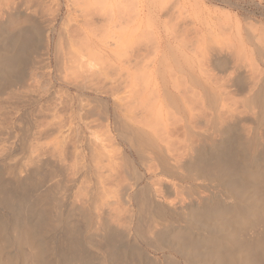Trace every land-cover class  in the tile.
I'll return each mask as SVG.
<instances>
[{"label":"bare ground","instance_id":"6f19581e","mask_svg":"<svg viewBox=\"0 0 264 264\" xmlns=\"http://www.w3.org/2000/svg\"><path fill=\"white\" fill-rule=\"evenodd\" d=\"M129 1H131V0H129ZM161 1H159L160 4L164 3V0H163V2H161ZM155 2H156V0H148V6H149L148 12L149 13L150 12L152 13V6L155 4ZM169 2H171V0H169ZM195 3H196V1H195ZM195 3H194V5H195ZM199 3H200V1H199ZM130 5L132 6V4H130ZM131 6L129 8H132V7L135 8L134 5L132 7ZM159 6L161 7L162 4ZM195 6H197V5H195ZM216 6H215V8L218 7V6L217 7ZM102 7H101V9H102ZM153 7H155V6H153ZM197 8L198 9L195 8L196 11L194 9V13L192 11H190L193 13V16H194L193 21H195V23L199 24V25L205 24L206 25L205 28H209L210 27L209 25H210L212 19L209 18L210 21H208L206 15L202 16L204 11L202 14L200 13V11H202L203 8H201L202 9L201 10L199 7V4H198ZM217 10H219V8ZM91 11H89V12H91ZM219 11H217V12L219 13ZM133 12H134V10H133ZM187 12H189V11H187ZM209 12H211V11L209 10ZM228 12H229V10H228ZM135 13H136V11H135ZM146 13H147V10H146ZM149 13L147 14V16H149L151 14V13L150 14ZM214 13H215V11H214ZM218 13H216V14H218ZM222 13H223V11H222ZM138 14H139V12H138ZM216 14H212V15H214V17H215ZM224 14H223L224 17H222V18H225L224 20H226L227 17H225L226 15H224ZM160 15H162V14H160ZM229 15H228V18H229L228 20L232 21L231 20L232 18L230 19ZM234 15H235V16H233L234 21H235L234 33H232V36H230L229 33H231L230 31H232V30H229V32L225 30L226 32H228V35L230 38L233 37L234 43H232V45L234 44V47L233 46L232 47L234 49L228 53L225 51L224 55H220L219 53H218L219 55H186L187 53H185L183 51L184 49H181L183 47L179 48V45H178L179 43L173 44L172 46H170V44H169L170 42L166 41L168 46L171 47V48H168L171 51V53H169L170 55H153V54L152 55L151 54L150 55H144V53L142 52L143 55H136V53H135V55H129L127 53L128 55H122L121 56L120 53L118 52L119 51L118 50L116 53L117 57H115V59L117 58L116 59L117 61L114 60L115 61L114 65H115L116 69L115 68L114 69L116 71L118 69V74L122 75L121 78L123 77V79L119 80L118 79L119 77H117L118 74H115V75H117L115 78L114 77L115 75L113 76V74L116 72L110 73V74H112L113 77L110 74H106L109 71L107 72V70H106L107 66H105L106 69H104V70L106 72H103V73H105L106 75L100 74L101 77H102V75H105L103 78V80L105 79V82L103 81L104 83H101V81H100L99 84H96V81L99 78H97V79H96V77L94 78L92 73H91V75L87 74L88 76L84 75L83 76V77H85L84 80L81 77V79H80L81 81L77 80L76 82H73V83L71 82V85L74 86V89L76 90V92H75L76 97L75 98H77V100H78L77 103H76V101L75 102L73 101L74 104L73 105L71 104L72 105L71 106L72 107L71 119H69L68 121H59L58 123H55V121L52 122V123H55L54 125L52 124L53 128H54V126L57 127L56 129L59 132V134H62L60 141L58 139L59 145H60L58 147V149H59L58 152H60L59 153L60 156H58L60 158L59 159L60 165L59 166L55 165L54 168H56V169L54 171L58 172L59 173L58 175H61V177H62L61 181L64 183V188H65L64 195H63L64 203L67 206L70 205L73 208H75L78 216L83 219V223H82V224H84L83 226L85 228L86 227L88 228V226L90 224L96 222V223H98L99 227L105 231V233L107 232V234H109V232H110L111 234L109 236L113 237L114 239H117V242L119 244L118 246H117V244H113V245H111L110 252L107 251L106 253H102V256L106 260V264H178L176 262H179L180 260L177 257V255L172 254L173 251H175V253L177 252L179 255H181L184 258V263H185V261H187V262H189V264L190 263L191 264H264V234L259 233L260 235H263V236H261L262 238H260V236H258L257 237L258 239L256 238L257 240L255 238H252L253 240L250 241L251 239H248V241H249L248 242V241H246L247 240L246 238H244V240H245L244 241L243 238L240 236V234H238L241 237V239H242L241 240L240 237L236 234L238 232V230H235L236 227H233L234 226L233 223L237 222V220H239V219L240 220L242 219L241 220L242 222L238 221L237 222L238 225H239V223L240 224L243 223L244 218H245L244 224L247 223L246 218H250L249 217L250 214H248V213H250L254 209L253 206H251L252 204H249L246 201H243V197L245 196V192H242V190L245 188L244 189V191H245L246 187L249 188L248 182L250 183L251 180H256L258 177L264 178V142L262 139L264 137V51L259 47L260 45L257 46L256 45L257 43L256 44H255V42L253 43V39L256 38V37H254L255 34L252 35L250 33V31H247V30L243 31L241 19L236 14H234ZM188 16H186L187 19L190 18V16L189 17ZM125 17H127V16H125ZM134 17H136V15ZM155 17H157V16H155ZM178 17H180V16H178ZM219 17L220 16H218V18ZM88 18H90V17H88ZM112 18H113V16H112ZM140 18H142V17L140 16ZM145 18H146V15H145ZM222 18H220V20ZM127 19H129V18L127 17ZM150 19H154V18H152V16H151V18L148 19V17H147L146 22L149 24L151 22ZM176 19H178V18H176ZM176 19H175V21H176ZM86 20L88 21V19H86ZM217 20H219V19H217ZM228 20H226V22ZM180 21H181V19H179V21H177V22L179 23ZM193 21L191 20V22H193ZM117 22H116V24H117ZM139 22H142V21H139ZM216 22H218V21H216ZM151 23H153V21ZM185 23H188V22H185ZM190 23H189V25H190ZM149 24H148V26H149ZM214 24L215 23H213V25ZM89 25H90V23H89ZM138 25H139V23H138ZM176 25H179V24H177V23L174 24V26H172V30L174 28L176 29V27H175ZM187 25L185 27L186 29H184V28L181 29L184 25L181 26V28H180L181 31L187 30V27H188ZM191 25L193 26V23H191ZM226 25H228V24H226ZM121 26L122 25H120V27ZM165 26L167 27L168 25L165 24ZM207 26H209V27H207ZM218 26H219V24H218ZM87 27H89V26H87ZM137 27L139 29V26H137ZM137 27L134 28V30H138ZM211 27H213V26H211ZM228 27H229V25H228ZM230 27H231V24H230ZM245 27H247V26L245 25ZM100 28H102V27H100ZM221 28H223V27H221ZM143 29H144V27H143ZM150 29H152V27ZM150 29H148V30H150ZM157 29H159V28H157ZM189 29H191V28H189ZM199 29H201V28L199 27ZM209 29H212V28H209ZM247 29H248V27H247ZM107 30L108 29H106V31ZM119 30H120V32L117 30L118 31L117 34L118 33L122 34V32H125V31H122L121 29H119ZM165 30H168V27ZM172 30H171V33L174 34L175 33L174 30H173V32H172ZM178 30H179V26L177 28V31ZM31 31L32 30L20 31L16 35V36H18V37H16L17 39L15 38V35H14V37H12L14 39L13 41L11 40L12 38L10 37L11 42H8L6 47L3 46L1 48L2 51H4V53L3 54L0 53V73H2V74L9 73L8 71L10 68L12 69L14 67L13 69L15 70V66L21 64V62L23 61V60H21L22 57H20L21 53L19 54V56L16 55V53L19 52V51H17L18 48L20 49L22 46L24 47V45L29 46L31 44V42H30L31 39H29V38H32V40H33V37H31V36L34 35L31 33ZM61 31H62V29H61ZM81 31H83V29ZM115 31H116V29H115ZM142 31L145 32L144 30H142ZM191 31H192V29H191ZM215 31H217V30H215ZM100 32L102 33V31H100ZM212 32H214L213 29H212ZM221 32H224V31H221ZM226 32H225V34L227 35ZM110 33H112V32H109L108 34L110 35ZM146 34H145V37L148 36ZM165 34H167V32ZM178 34L179 33H175L174 36H177ZM105 35H106V33H105ZM65 36H66V34H65ZM179 36H181V35H179ZM104 37H106V36H104ZM129 37H130V35H129ZM152 37L154 38V36H152ZM224 37H225V35H224ZM229 37H228V39H229ZM77 38H79V37L77 36ZM82 38H83V36H82ZM119 38H118V40H119ZM221 38H223V37H221ZM150 39H151V37H150ZM185 39H182V40H185ZM129 40H131V39H129ZM178 40L179 39H177V41ZM257 40H259V38ZM28 41L30 42V44H28L29 43ZM136 41L137 40H134L135 45L137 44ZM146 41L147 40H145V42ZM151 41H153V40H151ZM134 42H133V44H134ZM222 42H224V40ZM122 43L118 44V47L121 48V46H119V45H122ZM182 45H184V44H182ZM31 46L32 45H30V47ZM114 46H116V45H114ZM184 46L186 47V45H184ZM30 47H27V48L30 49ZM207 47H208V45H207ZM218 47L220 48V46H218ZM228 47H229V45H228ZM25 48H23V49L25 50ZM31 48L33 49V46ZM59 48H60V46H59ZM66 48H65V50H66ZM139 48H140V46H139ZM154 48H155V46H154ZM166 48H167V46H166ZM208 48H209V52L218 51L217 48L214 49L212 46L211 47L209 46ZM208 48H206V50H208ZM61 49H62V46H61ZM131 49H133V48H131ZM78 50H79V48H78ZM229 50H231V49H229ZM20 51L23 52V50H20ZM26 51L27 50H25V52ZM92 51L95 52L96 50L93 49ZM151 51H152V48H151ZM221 51H222V49H221ZM221 51H220V53H221ZM25 52H24V54H25ZM137 52L139 53V51H137ZM57 53H58V51H57ZM96 53H98V52H96ZM118 53L122 58H118V57H120L118 55ZM121 53H122V51H121ZM223 53H224V49H223ZM248 53L250 55H248ZM254 53L257 55H253ZM100 54L101 53H98L97 56H99ZM93 55H94V53H93ZM60 56L62 57V54L59 55L58 58H60ZM95 56L94 57L92 56L93 60H95L94 58H98ZM106 56L109 57V55H106ZM28 57H29V53H28ZM76 57L81 59V57H78V55ZM71 58H72V55H71ZM27 59L28 58L26 57V60ZM80 59H77L76 61L79 62V61H81ZM100 59H101V57H100ZM100 59L98 58V60H100ZM112 59H111V61H112V65H113L114 61ZM26 60L24 59V61H26ZM61 60H62V58H61ZM102 60H103V58L101 59V61ZM109 60H110V57H109ZM97 61L94 62V65H95V63H98ZM68 62H65L66 65H68ZM87 62L88 61L83 59L81 61V64L79 63L81 65L80 67H82V68H80V69H82L80 71L85 70L84 65ZM42 64H44V63H42ZM59 64L61 65V61ZM70 64L71 63H69V65ZM75 64H77V63H75ZM112 65H110L108 67H110V69H111ZM99 66H101V65H99ZM65 68H66V66H65ZM71 69H73V68H71ZM77 69H78V67H77ZM108 70H109V68H108ZM111 70H113V68ZM77 71H79V70H77ZM79 72L77 74H79ZM85 73H87V72H85ZM99 73H100V71H99ZM256 73H258L257 78L255 77V76H257ZM77 74H75V75H77ZM83 74L84 73L82 72L81 75H83ZM67 75H69V74H67ZM71 75H73V74H71ZM107 75H109V76H107ZM15 76H17V75H15ZM18 76H20V74H18ZM110 76L113 79H110ZM108 77L110 79L109 85L105 84V83H108V80H107ZM20 78L16 77L15 79L20 80ZM78 78H80V77H78ZM87 78L90 79V80H87L88 85L85 83L86 82L85 80ZM93 78L96 79V81H94ZM66 79L68 80V78H66ZM75 79H76V77L74 78V80ZM19 80H16V81H19ZM74 80H72V81H74ZM91 80L94 81L95 84ZM106 80H107V82H106ZM12 81H13V79L10 80L9 82H12ZM9 82H7V83H9ZM21 82H22V80H21ZM21 82H19L20 85H23V83H21ZM69 83L70 82H68V84ZM14 87H15V85H14ZM3 90H6V89H3ZM8 90H9V88H8ZM83 96L84 97L85 96L86 97L92 96V97H94V99H97L96 102L99 101V103H101L102 108L104 109L105 112L102 109L101 110L103 111V113L106 114L107 124L105 122V126L107 128L106 127L105 128L108 132V136H106V137L101 136V134H103V133H101V130H100L101 134L99 133V131H97V130H99V128H98L99 124L97 123V126H96V123L93 120H91L92 118L91 119L89 118L91 115L88 116L87 109H86V111H84L86 108V106H85L86 104L84 105L85 106V108H84ZM239 96H241L242 98L238 99ZM64 97L66 99V96H64ZM75 98L73 96V99H75ZM81 99L83 102H81ZM88 100H89V98L87 99V101ZM152 100L155 102V104L153 102H149ZM90 101H91V99H90ZM75 103H76V105H75ZM148 103L150 106L147 105ZM152 103L154 104V106L156 105L155 107L153 106L154 108L152 107V105H153ZM91 104H89V106ZM151 107L154 110H151L150 109ZM165 107H167L168 109H170L172 107L171 108L172 110L174 108L175 109V112H174L175 115H177V116L180 115V117L177 118V116L176 117L174 116L175 118H177L176 121H174L175 118H173L171 116L173 118L172 121H174V122L169 121L168 118L165 119L166 117H164L165 115H163L164 109H166ZM187 109H189V110H187ZM187 111L190 113H188ZM166 112L168 113L169 111H165V113ZM105 114H104V116H105ZM95 119H97V118H95ZM47 123H48V121H47ZM33 125H36V124H33ZM174 125H179L180 128H179V126H174ZM100 126H102V125H100ZM177 127L181 130V134H182L181 136H180V133L178 131L179 129L177 130ZM95 129H97V130H95ZM51 130H54V129H51ZM103 130H104V128H103ZM41 131H40V133H41ZM47 131H49V130H47ZM50 132H48V133H50ZM45 134H47V133L45 132ZM51 134L53 135V133H50L49 136ZM105 134H107V133H105ZM53 136H56V134ZM57 136H60V135H57ZM45 137H47V136H45ZM31 138H32V136H31ZM178 139H180L181 141H179ZM175 140H177V144L178 143L181 144V142H182L183 145L179 148V144H178L179 152H176V153H178V155L177 154L175 155L174 153H172L175 155V156H172L169 153V150L175 149V148H170V147H173L171 145L174 144L173 141L175 142ZM42 141H43V139H42ZM56 144H58V143H56ZM30 146L31 145H29V147ZM57 146L54 148L57 149ZM70 146L72 148V158L69 161L67 155L69 154L68 152L70 151L69 150ZM56 149H55V151H56ZM53 150L54 149H52V151ZM43 151H44V149H43ZM43 151H41V152H43ZM54 155H55V153H54ZM32 156H34V155H32ZM55 157H56V155H55ZM30 158H31V156H30ZM49 158H51V157H49ZM42 161H43V159H42ZM154 161H156L158 164V166H157V169H159L158 171H155L156 168H155V170H153V167H155V165L152 166ZM44 162L48 163L47 159ZM45 163H43V164H45ZM54 164L55 163H53V165L51 166L52 167V168H50L51 170H53ZM179 164L181 167L183 165V166L188 167L187 169L190 168L191 169L190 171H192V172L191 173L189 172L188 174L184 173L185 171L181 172L179 170V166H178ZM125 165H126V167H129V168H127V170L130 169V171H129V173L131 172V176L129 175L130 177L125 175V174H127L126 171L124 172V170H126V169H124ZM15 166L17 167L18 165H15ZM15 166H13V168H15ZM254 166H256L258 168H253ZM44 167H46V166H44ZM50 169H48V171ZM39 175H41V174H39ZM202 176H204V178L207 177L210 180V182H215V184L211 185V184H209V182L207 184V183H205V181L204 182H201L200 180H199V182L196 181L197 179H199ZM30 178H27V179L29 180ZM207 178H206V180H207ZM19 179H18V181H19ZM39 179H41V177ZM262 180L258 179L255 182L258 184V181H259V183H261ZM29 183H31V182L29 181L27 184H29ZM252 183H254V182L252 181ZM32 184H34V183H32ZM246 184H247V186H245ZM211 186L213 187L214 190L210 189ZM249 189H251V188H249ZM50 195H51L50 192L43 195V196L40 195L41 201L47 207L54 206L52 196H50ZM38 201H40V199ZM258 201H259V199H258ZM244 202H245V205H242V204H244ZM259 203L261 204V202H259ZM258 204L255 205L256 208H257ZM260 204L258 205V207L260 206V208H261ZM242 207H243V209H242ZM255 209H254V211H255ZM254 211L252 212L253 215H254ZM43 212H45V211H43ZM87 213H88V215H87ZM46 214H44V215H46ZM45 218H44V220H45ZM157 222L161 223V225L163 226V228L165 230L170 229V227L181 226L182 223L185 224V227L187 229H190L193 231L195 229L196 231H198L197 233L204 235V239H206V244H207L206 249L207 250L206 249L203 250L201 248L203 251L202 250L198 251L197 247H196V245L198 243H196V241L191 242V243L188 242L189 244L186 243L188 241L187 238L189 236L187 234L188 236L185 237L186 238L185 240H187V241L183 242V244L184 243L186 245L188 244L186 249L185 248L182 249L183 247H181V249H174L171 247H167L168 249L173 250L172 253L168 254V253H166L167 250L166 251L163 250L164 259L160 260L159 258H157L158 259L157 260L153 255L150 254V252L147 251L148 249L143 247L142 244L140 243V242L145 241L147 239L152 240V238H154V236L156 234L155 231L157 230L156 229V223ZM30 223L33 224L31 221H30ZM63 223L66 224L65 222H63ZM80 223H81V221H80ZM56 224H57V222H56ZM235 225L237 226L236 223H235ZM54 226H53V229H54ZM56 226H58V225H56ZM66 226H67V224H66ZM18 227L19 226H17V228ZM35 227H38V226L36 225ZM43 227L44 226H42V228ZM47 227H44L43 229H47ZM40 228H41V226H40ZM49 228H51V227H49ZM69 228L71 229V226ZM237 228H238V226H237ZM24 229H27V228H24ZM28 229H27V231H28ZM73 229L74 228H72V231H73ZM207 229L217 231V234L214 233L213 231H212L213 233H207L206 234L205 231H207ZM231 229L232 230L234 229L233 231H235V232L237 231V232L233 233V231H231ZM75 230H77V228L74 229V231ZM77 231H75V232H77ZM80 231H82V230L80 229ZM177 231H179V230H177ZM31 232H34V231L31 230ZM51 232H52V230H51ZM56 232H57V230H56ZM70 232L67 233V231H66L64 233V234H66V236L62 239L63 246L62 245L60 246L59 242H57L58 245L55 242L56 245L60 247V249H58L59 251H53L52 250L53 247L50 248L51 250L49 249V251H53V253L51 252L52 254H55V255L51 254V256H53V257L55 256L52 259L54 264H68V262H71L72 259L73 260L77 259L78 261H80V264H91L92 259H95V258L94 257L93 258L92 257L91 258L86 257L87 254L85 255V253H84L85 250L84 251L80 250L79 249L80 244L78 246V242L75 240L77 238L78 234L74 235L73 233H70ZM84 232L85 231H83L82 233L84 234ZM183 232L185 233V231H183ZM207 232H209V231H207ZM222 232H225V233L220 234ZM23 233H25V232H23ZM147 233H149V234L145 235ZM189 233H192V232H189ZM47 235H48V233H47ZM235 235L241 241H244V242L240 241L241 243L240 242L238 243V241L236 239L237 237ZM73 236L75 237V239ZM185 236H186V233H185ZM33 237L30 236V239ZM179 237H181V236H179ZM78 238H77V240H78ZM105 238H106V236H105ZM177 238H178V236H177ZM30 239H28V240H30ZM56 239H55V241H56ZM179 241H180V245H183L182 244L183 240L182 241L179 240ZM189 241H191V239ZM199 241H201V240H198V242ZM201 242H204V241H201ZM51 243H53V242H51ZM169 243L171 244L170 241H169ZM147 244L149 245L152 243L151 242L149 243V241H148ZM108 245L109 244H107V246ZM57 246H56V248L54 247V250H56L58 248ZM96 246H97V244H96ZM42 249H43V246H42ZM83 249H84V247H83ZM230 249L233 251H231ZM44 251H46V250H44ZM47 251L45 253H47ZM54 252H56V253H54ZM42 253H44V252H42ZM100 254H101V252H100ZM30 255H31V253H30ZM28 256H29V254H28ZM40 256H41L40 252L34 253V255H32V261L31 262L33 264H51L52 263L50 260L46 261L47 263L42 262ZM42 256H43V260L46 259L44 257L45 255H42ZM51 256H49V257L51 258ZM97 258L98 257L96 256V259ZM28 259H29V257H28ZM89 260H91V261H89ZM145 261H146V263H144ZM94 262H95V260H94ZM72 263H73V261H72ZM95 264H98V263H95Z\"/></svg>","mask_w":264,"mask_h":264},{"label":"rangeland","instance_id":"374dc122","mask_svg":"<svg viewBox=\"0 0 264 264\" xmlns=\"http://www.w3.org/2000/svg\"><path fill=\"white\" fill-rule=\"evenodd\" d=\"M159 1H161V0H159ZM159 1L156 0L155 4L153 5L155 7L152 6V13L150 12L151 13L150 14L148 12L149 11L148 0H131V1H129V0H0V49L3 46L6 47L8 42H11V40L13 41L14 39L12 37H14V35H15V38L18 37L16 35L22 30H28V31L32 30L31 33L34 34L31 36V37H33V40H32V38H29V39H31V41L29 40L31 42V44L28 41L29 42L28 44L32 45L33 49L31 48L32 46L30 47V45L29 46L26 45L27 47H30V49L24 45V47L23 46L21 47L22 49L18 48L17 51H19V52H17V53L15 52L16 55H18V56L21 53L20 57H22L21 60H23L21 62V64L15 66V70L13 69L14 67L12 69L10 68L8 71L9 73H6V74L0 73V264H33L31 262L32 261V255H34V253H38V252H40V254H41L40 258H41L42 262L47 263L46 261L50 260L52 262L51 264H54L52 259L55 256L53 257V256H51V254L53 253V251H59L58 249H60V247L57 246L58 245L57 242H59L60 246L61 245L63 246L62 239L66 236V234H64L66 231H67V233H69L71 231L70 233H73L74 235H76V234L79 235V236L77 235V238L79 237L78 240H77V238L75 239L74 236L73 237L78 242V246L80 244L79 249L82 251L85 250L84 253H85V255L87 254L86 255L87 258H91V257L95 258V259H92L91 264H95V263L106 264V260L102 256V253H106L107 251L110 252L111 245H113V244H117V246L119 245L117 242V239H114L113 237L109 236L111 234L110 232H109V234H107V232L105 233V231L99 227L98 223L94 222V223L90 224L88 226V228L87 227L85 228L83 226L84 225V224H82L83 219L78 216L75 208H73L70 205L67 206L64 203V199H63L64 198L63 195H64V191H65L64 183L61 181L62 180L61 175H58L59 173L54 171L56 169V168H54L55 165L56 166L60 165L59 164L60 158L58 157V156H60V154H59L60 152H58V150H59L58 147L60 146L59 141L62 137V134H59V132L56 129L57 127L54 126V128H53V125L55 123H58L59 121H68L69 119H71V112H72L71 106L74 104L73 101L74 102L76 101V103L78 101L77 98H75L76 97L75 96L76 90L74 89V86L71 85V82L73 83V82H76L77 80L81 81L80 80L81 77L84 80L85 79V77H83L84 75L85 76L87 74L91 75V73H92L94 78L95 77H96V79L99 78V79H97L98 82L96 81V79L93 78V80L96 81V84H99L100 81H101V83L105 82V79L103 80V78L106 74H110L112 72H116L113 74V76L115 74H118V69L116 71L115 70L116 67L114 65L115 61H117L116 60L117 58L115 59V57H117L116 53L118 50H119L118 52L120 53L121 56L122 55H128V54L129 55H135V53H136V55H143V53H144V55H150V54L151 55L152 54L153 55H170L169 53H171V51L168 48H171L170 46H172L173 44L179 43L178 44L179 48L183 47L181 49H184L183 51L185 53H187L186 55H219V54L224 55L225 51L228 53L234 49L233 48L234 44L232 45V43H234L233 37L230 38L228 35L229 30H232V31H230L231 33H229L230 36H232V33H234V30H235V27H234L235 21L233 18V16H235L234 14H236L241 19L242 30L243 31H246V30L250 31V33L252 35L255 34L254 37H256V38L253 39V43L254 42H255V44L257 43L256 44L257 46L260 45L259 47L264 51V49H263L264 48V24H263L264 23V0H171V2H169V0H164V3H161L162 4L161 7L159 6V5H161ZM195 1L197 4L195 3ZM199 1H200V3H199ZM161 2H163V0ZM194 3L197 6L199 4L200 9L203 8V10L201 9L202 11H200V13L202 14L204 11L205 14L203 13L202 16L206 15L208 21H210V19L213 20V21L211 20V23L209 25L210 27L209 26H207V27L212 28L214 32H212V29L205 28V26H206L205 24L199 25V24H196L195 21H193L194 9L195 8L198 9L197 6L194 5ZM130 4H132V6L134 5L135 8L132 7ZM130 6L132 8H129ZM215 6L217 8H215ZM101 7H102V9H101ZM218 8L220 11L217 10ZM196 9H195V11H196ZM88 10L89 11L92 10L93 12L92 11L89 12ZM133 10H134V12H133ZM146 10H147V13H146ZM209 10L211 12H209ZM216 10L219 11V13ZM228 10L230 13L228 12ZM135 11H136V13H135ZM137 11L139 12L140 15L138 14ZM187 11H189V12H187ZM190 11H192L193 13ZM214 11H215V13H214ZM222 11H223V13H222ZM224 11L226 13L228 12L227 13L228 15L230 14L229 17H230V19L232 18L231 19L232 21L228 20L229 19L228 15ZM148 13L152 16V18H154V19H150V21L151 22L153 21V23H151L150 21H149L150 24L146 22L147 17H148V19L151 18L150 15L147 16ZM216 13H218L219 15ZM160 14H162V15H160ZM176 14L178 16H180L181 18L178 17ZM212 14H216V16L218 15L220 17L219 18H218V16L214 17V15H212ZM223 14L226 15L225 17H227V19H226V20H228L227 22H226V20H224L225 18H222V17H224ZM135 15H136V17H134ZM145 15H146V18H145ZM188 15L190 16V18H188L189 20L186 17ZM87 16L90 18H88ZM112 16H113V18H112ZM125 16H127L129 19H127V17H125ZM140 16L143 19L140 18ZM155 16H157L158 18ZM176 18H178V19H176ZM220 18H222L223 20L222 19L220 20ZM86 19H88V21ZM175 19H176V21H175ZM179 19H181V21L178 23L177 21H179ZM217 19H219L221 22ZM191 20L193 22H191ZM139 21H142V22H139ZM216 21H218V22H216ZM116 22H117V24H116ZM185 22H188V23H185ZM190 22L193 23V26L191 25ZM89 23L92 27L89 25ZM138 23H139V25H138ZM176 23L179 25L175 26L176 29L173 27L174 28L173 30L175 33H179V34L177 36H174L175 33L172 34L171 30H172V26H174V24H176ZM189 23L191 26L189 25ZM213 23H215L214 25L216 27L213 25ZM148 24H149V26H148ZM165 24L168 25L167 26L168 30H165L167 28L165 26ZM185 24L186 25L188 24L187 25L188 27H187V30H184L185 31L184 32V31H181V29H183V28L186 29ZM218 24H219V26H218ZM226 24H228L229 27ZM230 24H231V27H230ZM120 25H122V26L120 27ZM245 25L248 27V29H247V27H245ZM87 26H89V27H87ZM135 26L136 27L139 26V29L137 27L138 30H134V28H136ZM178 26H179V30L177 31ZM181 26H183V27L181 28ZM211 26H213V27H211ZM220 26L223 28H221ZM100 27H102V28H100ZM117 27L119 29H121L122 31H125V32L121 31L123 35L120 33L117 34L118 31L120 32V30ZM143 27H144V29H143ZM149 27L150 28L152 27V29H150ZM199 27L202 30L199 29ZM157 28H159V29H157ZM189 28H191L192 31ZM61 29L63 32L61 31ZM82 29L84 32L81 31ZM106 29H108V30L106 31ZM115 29H116V31H115ZM148 29H150V30H148ZM142 30H144L145 32H143ZM173 30H172V32H173ZM215 30H217V31H215ZM225 30L228 32H226ZM100 31H102V33ZM165 31L167 32V34H165L166 33ZM221 31H224V32H221ZM109 32H112V33H110L111 36L108 34ZM225 32L227 33V35L225 34ZM105 33H106V35H105ZM65 34H66V36H65ZM145 34L148 35L149 37L148 36L145 37ZM103 35L106 37H104ZM129 35H130V37H129ZM151 35L154 36V38ZM179 35H181V36H179ZM224 35H225V37H224ZM77 36L79 38H77ZM82 36H83V38H82ZM10 37L12 38L11 40H10ZM150 37H151V39H150ZM221 37H223V38H221ZM228 37L230 40L228 39ZM118 38H119V40H118ZM258 38H259V40H257ZM129 39H131V40H129ZM177 39H179V40L177 41ZM182 39H185V40H182ZM134 40H137L136 41L137 46L135 45ZM145 40H147L146 41L147 43L145 42ZM151 40H153V41H151ZM223 40H224V42H222ZM226 40L227 41L229 40V41L227 42ZM148 41L149 42L151 41V42L149 43ZM166 41L170 42L169 43L170 46H168ZM179 41L182 44L186 45V47L184 45H182ZM133 42H134V44H133ZM120 43H122V45H119V46H121V48L118 47V44H120ZM114 45H116V46H114ZM207 45H208V47L212 46L214 49L217 48L219 52L218 51L209 52V48L207 47ZM228 45H229V47H228ZM59 46H60V48H59ZM61 46H62V49H61ZM139 46H140V48H139ZM154 46H155V48H154ZM166 46H167V48H166ZM218 46H220V48ZM130 47L133 49H131ZM23 48H25V50H27L28 52L26 51L27 52L26 53ZM65 48H66V50H65ZM78 48L80 51L78 50ZM151 48H152V51H151ZM206 48H208V50H206ZM93 49L96 51L95 52L92 51ZM221 49H222V51H221ZM223 49H224V53H223ZM229 49H231V50H229ZM20 50H23V52ZM1 51H2V49L0 50V53L3 54L4 51H2V52ZM57 51H58V53H57ZM121 51H122V53H121ZM137 51H139V53ZM220 51H221V53H220ZM24 52H25V54H24ZM96 52L101 53V54L99 56H97L98 53H96ZM28 53H29V57H28ZM93 53H94V55H93ZM119 53H118V55H119ZM61 54H62V57L60 56V58H58L59 55H61ZM71 55H72V58H71ZM77 55H78V57H81V59L77 58L76 57ZM106 55H109L110 60H109V57H107ZM248 55H250V54L248 53ZM253 55H257V54L254 53ZM25 56L28 58L27 60H26ZM92 56L98 57L99 59L101 57V59L103 58L104 61L103 60L101 61V59L98 60V58H94L95 60H93ZM121 56L118 58H122ZM61 58H62V60H61ZM24 59L26 61H24ZM77 59H80L81 61L83 59L88 61L84 65L85 68L83 67L85 70L80 71V70H82V69H80V68H82V67H80L81 61L78 62V61H76ZM111 59L113 61L115 60L113 62V65H112ZM60 61H61V65L59 64ZM96 61L98 63H95V65H94V62H96ZM65 62H68V65H66ZM42 63H44V64H42ZM69 63H71V64L69 65ZM75 63H77L78 65ZM99 65H101V66H99ZM110 65H112L111 69L113 68L114 71L111 70L110 67H108ZM65 66H66V68H65ZM105 66H107V69ZM77 67H78V69H77ZM71 68H73L74 70ZM108 68H109V70H108ZM104 69H106L107 72L108 71L109 72L106 74L103 73V72H106ZM77 70H79L81 73ZM84 71L87 73H85ZM99 71H100V73H99ZM78 72H79V74H77ZM82 72L84 73L83 75H81ZM70 73L73 74L74 76L71 75ZM14 74L17 76H15ZM18 74H20V76H18ZM67 74H69V75H67ZM75 74H77V75H75ZM100 74H105V75H102V77H101ZM257 74L258 73H256V75ZM110 75L112 76V74H110ZM77 76L80 78H78ZM107 76H109V75H107ZM111 76H110V79H113V78H111ZM116 76L117 75H115L114 77L116 78ZM121 76L122 75L118 74L117 77H119L118 78L119 80L123 79V77L121 78ZM16 77L17 78L21 77V78L19 80V79H15ZM75 77H76V79L74 80ZM255 77L257 78L258 75ZM66 78H68V80ZM12 79H13V81L15 80L14 81L15 83L13 81L9 82ZM110 79L108 77L107 78L108 83H105V84L109 85ZM16 80H19V81H16ZM21 80H22V82H21ZM72 80H74V81H72ZM87 80H90V79L87 78L85 80L86 81L85 83L88 85ZM107 80H106V82H107ZM94 81H92V82H94ZM7 82H9L10 84ZM19 82L23 83L24 86L20 85ZM68 82H70V83L68 84ZM94 84H95V82H94ZM14 85H15V87H14ZM8 88H9V90H8ZM3 89H6V90H3ZM64 96H66V99ZM73 96L75 99H73ZM88 98H89V100H88L89 102L87 101ZM240 98H242V97L239 96L238 99H240ZM90 99L92 102L90 101ZM96 100L97 99H94V97H92V96H89V97L83 96V101L85 103L82 101V99H81V102H83V106L86 104L85 105L86 108L84 106V108H85L84 111H86V109H87L88 116L91 115L89 118L90 119L92 118L91 120H93L96 123V126H97V123L99 124L98 125L99 130H97L98 129L97 127H96L97 129H95V130L99 131V133L101 130V133H103V134L100 133L101 136L106 137V136H108V132L106 130L107 127L105 126V122L107 124L106 114L103 113L104 109L102 108L101 103H99V101L96 102ZM149 102H153L155 104V102L153 100L149 101ZM76 103H75V105H76ZM89 104H91L90 105L91 107L89 106ZM154 104L152 105V107L154 106ZM147 105L150 106L149 103ZM152 107L150 109L154 110L153 109L154 107L153 108ZM165 108L166 109H164V114H163V115H165L164 117H166L165 119L168 118L169 121L174 122V121H176L177 118L180 117V115H178V116L175 115V113H174L175 109L174 108H173L174 111L171 109L172 107L171 108L169 107L170 109H168L167 107H165ZM187 110H189V109H187ZM165 111H169V112L168 113L166 112L167 113L166 114ZM188 113H190V112H188ZM104 114H105V116H104ZM171 116L173 118H175L177 116V118H175L174 121H172L173 118ZM95 118H97V119H95ZM47 121H48V123H47ZM54 121H55V123H52ZM33 124H36V125H33ZM100 125H102V126H100ZM174 126H179V125H174ZM103 128H104V130H103ZM179 128H180V126H179ZM179 128L177 127V130ZM51 129H54V130H51ZM47 130H49V131H47ZM40 131H41V133H40ZM178 131H179L180 136H181L182 135L181 130L179 129ZM45 132L47 134H45ZM48 132L53 133V135L56 134V136L57 135H60V136L56 137V136H53L52 134L49 136L50 133H48ZM105 133H107V134H105ZM31 136H32V138H31ZM45 136H47V137H45ZM42 139H43V141H42ZM58 139H59V141H58ZM262 139L264 142V137ZM178 140L181 141L180 139H178ZM56 143H58V144H56ZM173 143L174 144L171 145L173 147H170V148H175V149H173V150L168 149V150L172 156H175L176 154L178 155V153H176V152H179V149H178L179 143L177 144V140H175V142L173 141ZM29 145H31V146L29 147ZM182 145H183V143L181 142V144H179V148ZM56 146H57V149L54 148ZM43 149H44V151H43ZM52 149H54V150L52 151ZM55 149H56V151H55ZM69 150L70 151L68 152L69 154L67 156H68V160L70 161L72 158L71 146L69 147ZM41 151H43V152H41ZM54 153H55L56 157H55ZM172 153H174L175 155ZM32 155H34V156H32ZM30 156L32 159L30 158ZM49 157H51V158H49ZM41 158L43 159V161ZM46 159H47L48 163L44 162V161H46ZM155 162L156 161H154L152 164V166L155 165V167H153V170H155V168H156L155 171H158L159 170V169H157L158 164H157V162L156 163ZM43 163H45L46 165ZM53 163H55V164L53 166V170H51L50 168H52L51 166L53 165ZM15 165H18V166L16 167ZM13 166H15V168H13ZM44 166H46V167H44ZM178 166H179V170L181 172L185 171L184 173H186V174H188L189 172L190 173L192 172V171H190L191 169L190 168L187 169L188 167H186V166L182 165V167H181L180 164ZM125 167H126V165L124 166V169H126V170H124V172L126 171L127 174H125V173L124 174L127 176H129V175L131 176V172L129 173L130 169L127 170V168H129V167H126V168ZM253 168H258V167L254 166ZM48 169H50V170L48 171ZM39 174H41L42 176ZM38 177L39 178L41 177V179H39ZM202 177H200L196 181L199 182V180H200L201 182L205 181V183H207V184H208V182L211 185L215 184V182H210V180L207 177H205V178H204V176H202ZM27 178H30V179L28 180ZM206 178H207V180H206ZM18 179H19V181H18ZM258 179H260V180L263 179L262 182L260 181L261 183H259V181H258L259 185L255 182ZM27 181L28 182L30 181L31 183L27 184L28 183ZM252 181L255 184L252 183ZM263 181H264L263 177L262 178L258 177L256 180H251L250 183L248 182V184H249L248 187L251 189L246 187L245 191H244L245 188L242 190V192H245V196L243 197V201H246L247 203L252 204L251 206H253L254 209L256 208L255 205L258 204L259 202H261V204L259 203L261 205V208H260V206L258 207V205H259L258 204L257 208H256L257 210L255 209V211H254V209H253L250 213H248V214H250V216H249L250 218H246L247 223L244 224L245 218L243 219V223H241V224L239 223V225L237 222L238 221L242 222L241 221L242 219L241 220L239 219V220H237V222L233 223L234 224L233 227H236L235 230H238L239 233L237 231H236L237 233L235 231H233L234 229L233 230L231 229V231H233V233L235 232L237 235L240 234V236L243 238V240H244V238L247 239L246 241H248V239H251L250 241H252L253 240L252 238L256 239L258 236H260V238H262L261 236H263V235H260V234H264V209H263L264 208V205H263L264 204L263 203L264 202V182ZM32 183H34V184H32ZM245 186H247V184ZM210 189L214 190L212 186ZM49 192L51 193L50 196H52V200L54 202V206H52V207H47L41 201V196H43ZM39 199H40V201H38ZM258 199H259V201H258ZM242 205H245V202ZM242 209H243V207H242ZM43 211H45V212H43ZM253 211H254V215L252 213ZM44 214H46V215H44ZM87 215H88V213H87ZM44 218H45V220H44ZM30 221L33 224H31ZM80 221H81V223H80ZM56 222H57V224H56ZM63 222H65L67 224V226ZM54 223L58 226H56ZM235 223L237 224L238 228L235 225ZM35 224L38 227H35L36 226ZM52 225L53 226L55 225L54 229H53ZM17 226H19L18 227L19 229L17 228ZM40 226H41V228H40ZM42 226H44V227L48 226V227H47V229H43L44 227L42 228ZM70 226H71V229L69 228ZM49 227H51V228H49ZM176 227H170V229L165 230L163 228V226L161 225V223L157 222L156 223V229L157 230L155 231L156 234H155L154 238H152V240L147 239V240L142 241L140 243L142 244L143 247L148 249L147 251L150 252L151 255H153L156 259L159 258L160 260L164 259L163 250H165V251L167 250L166 253H168V254L172 253L173 250L168 249L167 247H171L174 249H181V247H183L182 249H184V248L186 249V247L189 244L188 242L191 243V242L196 241V243H198L196 245L198 251H201L202 249L203 250L206 249L207 244H206V239H204L203 234L197 233L198 231H196L195 229H194V231L187 229L185 227L184 223H182L181 226H176ZM24 228H27V229L29 228V229L27 231V229H24ZM72 228H74V229L77 228L78 231L75 230V231H77V232H75L73 229V231L75 232L74 233L72 231ZM80 229L82 231H80ZM31 230L34 231L35 233L31 232ZM51 230H52V232H51ZM56 230H57V232H56ZM177 230H179V231H177ZM83 231H85L86 233L84 232V234H83L82 233ZM183 231H185L186 236H185V233ZM207 231H209V232H207ZM207 231H205L206 234L207 233H213V232L217 234V231H213V230H209V229H207ZM23 232H25V233H23ZM189 232H192V233H189ZM47 233H48V235H47ZM224 233L225 232H222L220 234H224ZM148 234L149 233H147L145 235H148ZM30 236H32V237L34 236V237L30 239ZM105 236H106V238H105ZM177 236H178V238H177ZM179 236H181V237H179ZM187 236H188V238H187L188 241L185 240L186 239L185 237H187ZM241 237H240V239H241ZM28 239H30V240H28ZM55 239H56V241H55ZM178 239L181 241L183 240L182 244H183V242H186V241H187L186 243H188V244L186 245L184 243L183 245H180V241ZM190 239H191V241H189ZM236 239H237L238 243L242 240V239L240 240L238 237ZM198 240H201L204 242H201V241L198 242ZM148 241H149V243L151 242L152 244L148 245L147 244ZM169 241L171 242V244L169 243ZM244 241H241V242H244ZM51 242H53V243H51ZM55 242L57 243V245ZM96 244H97V246H96ZM107 244H109V245L107 246ZM42 246H43V249H42ZM56 246L58 248L56 250H54V247L56 248ZM52 247H53V249H52L53 251H49V249ZM83 247H84V249H83ZM44 250H46V251L48 250L49 252L47 251V253H45L46 251H44ZM231 251H233V250H231ZM42 252H44L45 254ZM100 252H101V254H100ZM30 253H31V255H30ZM54 253H56V252H54ZM176 253H175V251H173V253H172V254L177 255V257L180 260L179 262H176V263H178V264H185V263L187 264L188 263L189 264V262H187V261H185V263H184V258L181 255H179L178 253L177 254ZM28 254H29V256H28ZM94 254L98 257L97 259H96V256ZM42 255H45L44 256L46 258V259H44L45 261L43 260ZM52 255H55V254H52ZM49 256H51V258ZM28 257H29V259H28ZM74 260L72 259L74 264H80V261H78L77 259H74ZM94 260H95V262H94ZM72 261L68 262V264H70V263L73 264ZM89 261H91V260H89ZM144 263H146V261Z\"/></svg>","mask_w":264,"mask_h":264}]
</instances>
